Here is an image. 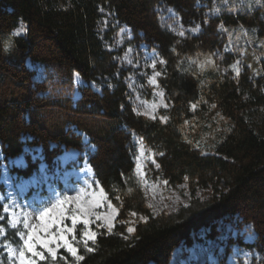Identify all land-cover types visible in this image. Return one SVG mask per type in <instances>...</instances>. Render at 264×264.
Returning a JSON list of instances; mask_svg holds the SVG:
<instances>
[{"label": "trees", "instance_id": "16d2710c", "mask_svg": "<svg viewBox=\"0 0 264 264\" xmlns=\"http://www.w3.org/2000/svg\"><path fill=\"white\" fill-rule=\"evenodd\" d=\"M214 2L217 9L203 22L196 0H0V165L25 145L43 148L47 161L61 146L86 151L95 179L118 209L116 225L88 243L93 251L78 245L83 260L58 256L53 264H169L179 245L190 246L203 230L214 238L216 228L234 217L252 226L254 247L264 255V59H256L264 52V0ZM159 4L173 8L186 26L201 22V32L186 38L167 32L159 24ZM102 9L140 42L157 45L165 60L158 78L168 103L160 111L165 121L132 110L125 72L104 45L113 31L104 38L98 31ZM19 22L24 36L12 34ZM223 29L239 33L240 53L246 47L256 69L243 57L234 77L213 64H190L222 48ZM27 59L43 65L42 81L34 80ZM76 75L83 85H75ZM100 81L101 91H94L90 83ZM133 135L155 150V175L168 186L186 184L192 196L208 187L210 196L152 213L134 172ZM132 214L137 217L129 232ZM0 217V228H7L1 202Z\"/></svg>", "mask_w": 264, "mask_h": 264}, {"label": "rangeland", "instance_id": "374dc122", "mask_svg": "<svg viewBox=\"0 0 264 264\" xmlns=\"http://www.w3.org/2000/svg\"><path fill=\"white\" fill-rule=\"evenodd\" d=\"M246 1L247 0H235L237 5L246 4ZM216 6L217 4L214 0H196L197 14L201 18V21L206 22L208 18H211L213 11L217 9ZM233 9L234 11L236 10L235 8ZM156 12L160 26L167 32L178 37L186 38L187 36H195L202 30V24L199 21L193 20L190 25H184L178 13L169 6L159 4L156 7ZM102 13L103 18L99 24L98 31L102 38H104L107 31H113L109 40L104 39V45L107 50L116 53V64L125 72L123 82L127 88L128 101L132 110L137 114L145 115L151 119L165 121L167 116L162 115L160 111L168 109V103L158 83V78L161 76L159 69L165 65V60L160 57L156 47L157 45L140 42L139 39L133 36L129 27L118 25L117 21L113 20L110 11L102 9ZM21 23L22 22H19L16 29L12 32L13 35L16 30L20 28ZM223 30L225 32L222 33V38L225 41L222 43V48H216L211 56L190 60V64L204 67L213 64L219 68L223 74L233 72V74L230 73L232 77L242 71L243 61L248 67L256 69L254 65V62H256L255 57L243 51L246 50V47L243 48L244 46H241L240 53L239 46L236 44L237 42L239 44L241 43V36L239 33L234 35L233 30ZM25 33L26 31L14 36H24ZM243 35L244 40L250 42L249 34L243 32ZM251 44L254 45L252 39ZM228 52H230L232 56L228 55ZM260 58L264 59V52H258L256 59L258 60ZM26 66L29 67H27L28 69L35 72V81H42L44 74L41 72V76L38 75L35 64L27 63L26 61ZM157 73H159V75H157ZM76 78V86L84 84L80 78V81L77 82ZM90 87L94 91L100 92L103 85L101 81L92 82L90 83ZM262 90L264 91V83ZM74 96L76 99L79 97L77 92ZM159 103L165 107L160 106L161 108L156 112L155 110ZM25 140L29 141V137L22 138V141ZM84 143H87V138H85ZM132 144L133 149L131 154L134 163V172L145 194L147 206L152 213L159 214L164 211L169 212L178 210L180 207L188 206L192 199L199 202L205 200L213 192L211 188L198 187L194 196H192L186 184L177 188L168 186L159 175H155V170L158 169L155 160V150L146 146L145 143L135 135L132 136ZM137 144L142 145L145 150V160L143 161V166L140 167L137 162ZM51 147L54 148L55 144H52ZM51 147L49 150H51ZM59 151L60 153L53 158H49V161H47V156L44 154L43 148H33L29 145H25L22 148V155L2 161L0 165V183L4 187V194L0 195V202L3 205V211L7 217L8 225L7 228H0V264H20L19 249L23 245L24 239H27V233L31 230V227H25V223L29 226L39 225L41 221L37 217L46 208L47 203L50 202L49 197L48 199L46 197V201L43 200L38 207L31 205V196L24 195L25 188H23L21 184L25 180L33 178L41 167L50 166L48 170L51 169L52 173L56 171L58 165L61 164V161L57 160V158L62 154L77 153L76 157L73 158L66 167H60L63 171H80L87 168L89 165L86 151L80 152L74 148H67L65 146L59 147ZM90 151H93L92 146H90ZM202 152L208 153L207 150H203ZM1 158L0 156V159ZM30 166V173L27 176H23L21 171L23 169L26 170ZM88 180L92 182L95 190L101 188L104 192L105 201L102 206L96 209H86V202L78 206L71 203L66 198H64L62 206L64 219L60 227L64 229L63 234L65 239L76 248L77 255H79L78 245L84 244V240L87 239L83 236L86 230L95 232L97 237L99 231H108L109 225H111L110 229H112L117 221V206L109 200L107 194L95 179L94 173L93 177H89ZM54 184H58L57 180ZM59 184L60 189L58 191L62 190L64 185L61 183ZM35 199L43 198L35 197ZM5 209H7L6 212ZM114 209L116 210V216L112 219L111 214ZM34 213L36 214L34 215ZM74 215L78 218V222L75 225L74 231L69 233L67 232V228L73 227L70 217ZM85 215H87L89 221L87 227H85L83 223ZM34 216H36V221L34 220ZM97 216H100V219H97ZM136 217L137 215L132 214L128 220V229H133L132 224L135 223ZM139 219L144 220L145 217L139 216ZM49 231L56 233V225H53ZM216 231L217 234L214 238H210L207 235L208 230H203L199 235L194 237L190 246L184 244L179 245L172 252L169 264H263L264 255L254 247L256 235L252 226L244 225L238 218L234 217L231 221L225 222L217 227ZM35 235H39L42 239H54V237H50L47 233L42 231L35 233L34 238ZM57 235H59V233H57ZM74 236L75 239H73ZM214 240H216L217 243L215 247H212L210 244ZM90 241L91 240H88V243ZM63 243L64 241L56 239V243H50L48 247L56 248L57 245H62ZM36 250L43 252L45 259L41 260L39 257H32L31 253L26 252L25 264H28L29 260H35L36 264L40 262H43V264H53L46 249H42L40 245L37 244ZM203 250H206L205 257H203ZM66 255L76 259L68 253L64 247H59L57 250V257L60 256L64 258Z\"/></svg>", "mask_w": 264, "mask_h": 264}, {"label": "bare ground", "instance_id": "6f19581e", "mask_svg": "<svg viewBox=\"0 0 264 264\" xmlns=\"http://www.w3.org/2000/svg\"><path fill=\"white\" fill-rule=\"evenodd\" d=\"M76 80L77 82L80 81L79 78H76ZM160 106L165 107L159 103L157 105V109L155 110L156 112L159 110V108H161ZM144 154L145 150L143 146L137 144V162L139 167L143 166V161L145 160ZM76 155L77 153L62 154L57 158V160L61 161V164L58 165L56 171L52 173L51 169L48 170L50 166L41 167V169L33 176V178L25 180L21 184V186L25 188L24 195L31 196V205L38 207L43 200L46 201V197L47 199L49 197L50 202L47 203L46 208H53V206H55V208H53L52 215H58L61 211L63 212L62 206L64 198L78 206H81L84 202H86V209H96L99 206H102L103 202L105 201V195L101 188H99V190H95L92 182L88 180L89 177H93V171L88 164L87 168H84L80 171H63L60 169V167H66L67 164L76 157ZM56 180L58 182L57 185L54 184ZM59 183L64 184L63 189L60 191H58L60 189ZM35 197H42L43 199H35ZM35 214L36 213H34V215ZM111 216L112 219L115 218V209L112 211ZM34 220L36 221V216H34ZM216 243L217 241L214 240L210 245L215 247ZM205 256L206 250H203V257Z\"/></svg>", "mask_w": 264, "mask_h": 264}, {"label": "snow or ice", "instance_id": "6c2138e0", "mask_svg": "<svg viewBox=\"0 0 264 264\" xmlns=\"http://www.w3.org/2000/svg\"><path fill=\"white\" fill-rule=\"evenodd\" d=\"M24 31H26V26L23 23H21L20 28L16 30L14 35H18L19 33L24 32ZM7 50H8V46L6 45L5 51H7ZM157 75H159V73H157ZM53 208H55V206H53ZM53 208H45L43 210V212H41L39 214V216L37 217L41 221V223L39 225L29 226L27 223H25V227L26 228L31 227V230L27 233V239H24L23 245L19 249L20 264H25V253L26 252L31 253L32 257H39V259H41V260L45 259L44 253L36 250L37 244H39L42 249L47 250L48 255L51 257V259L53 261H55L57 259V250L59 247H64L66 249V251L68 253H70L72 256H74L78 261L84 259L83 256L77 255L76 248H74L71 245V243H69L65 239V236L63 234L64 229H62L60 227V224L62 223V221L64 219L63 212L61 211L58 215H52ZM6 211H7V209H5V212ZM3 218H5V217H0V219H3ZM70 218L72 220L73 227L67 228V232H69V233L74 231L75 225L78 222V218L75 215L70 217ZM96 218L100 219V216H97ZM83 223H84L85 227H87V225L89 223V221L87 219V215H85ZM53 225H56V233H52L49 231ZM110 228H111V225H109V229ZM128 230H129V232L133 231V229H131V228H129ZM38 231H42L44 233H47L48 236L54 237V239H47V238L42 239L39 235H35V238H34V234L37 233ZM57 233H59V235H57ZM21 235H23V234H21ZM83 236L87 238L84 240L86 250L89 252L93 251V249L91 247H88L87 245H88V240H91L93 243L95 242L96 233L91 232L90 230H86L83 233ZM56 239L62 240V241H64V243L62 245H57L56 248L48 247V245L50 243H56ZM73 239H75V236L73 237ZM28 264H36V261L35 260H29Z\"/></svg>", "mask_w": 264, "mask_h": 264}, {"label": "built area", "instance_id": "2783aa9c", "mask_svg": "<svg viewBox=\"0 0 264 264\" xmlns=\"http://www.w3.org/2000/svg\"><path fill=\"white\" fill-rule=\"evenodd\" d=\"M30 63V62H29ZM31 64H35V67H37L36 68V70H37V72H38V75L39 76H41V72H43V66H42V64H40V63H31ZM31 67V66H30ZM36 75V74H35Z\"/></svg>", "mask_w": 264, "mask_h": 264}, {"label": "water", "instance_id": "95a60500", "mask_svg": "<svg viewBox=\"0 0 264 264\" xmlns=\"http://www.w3.org/2000/svg\"><path fill=\"white\" fill-rule=\"evenodd\" d=\"M76 77H78V78H79V76H78V75H76Z\"/></svg>", "mask_w": 264, "mask_h": 264}]
</instances>
